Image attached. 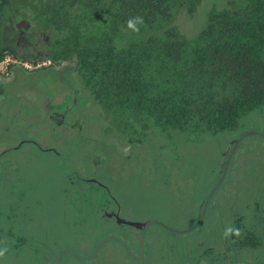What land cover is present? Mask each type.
I'll use <instances>...</instances> for the list:
<instances>
[{"label":"rangeland","instance_id":"1","mask_svg":"<svg viewBox=\"0 0 264 264\" xmlns=\"http://www.w3.org/2000/svg\"><path fill=\"white\" fill-rule=\"evenodd\" d=\"M229 1L200 0L193 14L182 9L174 22L194 34L211 7ZM43 48L39 38L33 45L23 40L21 51ZM7 56L0 61V249H7L0 264H180V253L196 241L216 244L211 229L228 225L236 204L246 220L253 212L246 203L258 198L264 204V119L254 115L245 133L230 135L229 152L235 149L225 158L226 171L220 165L229 144L204 129L200 141L181 145L182 154L191 150L184 160L157 157L148 139L126 142L105 133L97 105L86 98L59 113L72 91L57 71H36L50 60ZM236 187L242 196L234 195ZM85 198H112L109 212L149 222L141 228L111 215L99 219L94 202L82 206ZM190 222L197 227L177 231Z\"/></svg>","mask_w":264,"mask_h":264},{"label":"trees","instance_id":"2","mask_svg":"<svg viewBox=\"0 0 264 264\" xmlns=\"http://www.w3.org/2000/svg\"><path fill=\"white\" fill-rule=\"evenodd\" d=\"M199 1L0 0V60L6 55L33 63L50 60L36 71H57L72 91L59 113L72 111L73 103L86 98L97 105L105 133L126 142L148 139L157 157L168 153L170 159L184 160L191 150L182 154L181 145L200 141L204 129L229 144L225 159L234 144L230 135L245 133L242 128L254 115L264 119V0L211 7L196 33H182L174 22L177 12L193 14ZM38 38L43 49L21 51L23 40L33 45ZM61 62L67 64L60 70L52 66ZM224 159L220 172L230 164ZM239 189L235 196H242ZM257 199L246 203L253 211L249 222L233 203L228 225L211 229L218 244L196 241L180 253V264H264V204ZM87 200L94 202L91 209L99 219L110 215L112 198H85L86 209ZM193 224L177 231L198 223ZM228 228L238 229L239 235H225Z\"/></svg>","mask_w":264,"mask_h":264},{"label":"water","instance_id":"3","mask_svg":"<svg viewBox=\"0 0 264 264\" xmlns=\"http://www.w3.org/2000/svg\"><path fill=\"white\" fill-rule=\"evenodd\" d=\"M110 215H112L113 217H115V219L119 222V223H125V224H132V225H140L142 228H145L148 224L149 221H145V222H138L135 220H128V219H124L122 217L119 216V214L117 212H109ZM141 239L143 238V235H141L140 237ZM97 252V251H96Z\"/></svg>","mask_w":264,"mask_h":264},{"label":"clouds","instance_id":"4","mask_svg":"<svg viewBox=\"0 0 264 264\" xmlns=\"http://www.w3.org/2000/svg\"><path fill=\"white\" fill-rule=\"evenodd\" d=\"M128 24H129L130 28H133L135 31H139L138 28H135V24L133 21H129ZM233 232H235L236 235H239V230L238 229H232V228H228L226 230L225 235L231 234ZM6 251H7V249H0V257H3L6 253Z\"/></svg>","mask_w":264,"mask_h":264},{"label":"built area","instance_id":"5","mask_svg":"<svg viewBox=\"0 0 264 264\" xmlns=\"http://www.w3.org/2000/svg\"><path fill=\"white\" fill-rule=\"evenodd\" d=\"M7 57H11V58H14V57H12V56H7ZM6 57H4L3 59H5ZM3 59H1V60H3ZM14 59H16V58H14ZM0 60V61H1ZM11 62H14V61H11Z\"/></svg>","mask_w":264,"mask_h":264},{"label":"flooded vegetation","instance_id":"6","mask_svg":"<svg viewBox=\"0 0 264 264\" xmlns=\"http://www.w3.org/2000/svg\"><path fill=\"white\" fill-rule=\"evenodd\" d=\"M222 164V163H221ZM109 212V211H108ZM114 212V211H113ZM111 217H113L112 215H111Z\"/></svg>","mask_w":264,"mask_h":264}]
</instances>
